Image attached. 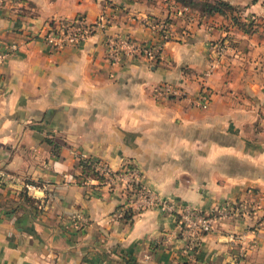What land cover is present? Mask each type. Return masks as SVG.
Returning a JSON list of instances; mask_svg holds the SVG:
<instances>
[{"label":"crops","instance_id":"crops-1","mask_svg":"<svg viewBox=\"0 0 264 264\" xmlns=\"http://www.w3.org/2000/svg\"><path fill=\"white\" fill-rule=\"evenodd\" d=\"M13 1L0 13V45L18 46L0 66V174L15 177L0 181V264H264V28L245 34L222 15L182 13L175 0ZM227 1L264 26L262 1ZM78 14L110 22L77 47L36 37L46 20ZM165 18L171 35L156 60L105 59L106 35L153 44L158 32L146 22ZM161 83L189 97H158ZM202 89L204 109L190 100ZM79 154L113 170L131 161L177 205L210 213L240 201L250 214L189 246L179 213L152 207L115 219L130 197L119 183H78ZM24 182L44 190L25 199ZM76 213L87 218L80 229L69 225Z\"/></svg>","mask_w":264,"mask_h":264},{"label":"built area","instance_id":"built-area-1","mask_svg":"<svg viewBox=\"0 0 264 264\" xmlns=\"http://www.w3.org/2000/svg\"><path fill=\"white\" fill-rule=\"evenodd\" d=\"M12 3L17 4L18 1L0 0V13L6 8L7 4ZM109 22L110 17L104 14H100L95 22L90 24L79 14L69 19H50L42 24L36 33V37L55 50L69 46L77 47L84 44L94 32L104 30ZM146 23L148 27L158 32V38L153 44L141 43L126 35H106L104 40L105 59L111 65H121L136 58H145L148 61L156 60L163 43L171 35V23L167 25L163 21L159 22L157 20ZM17 49L16 44L0 45V66ZM211 49L217 55H221L226 47L224 44L215 43L211 45ZM215 66L214 62L211 63L205 72V76H209ZM154 92L158 97L164 99L189 97L185 91L169 83L157 85ZM190 100L195 107L207 108L210 101V92L207 89H202L198 95L190 98ZM96 169L105 176L103 185L111 189L119 183L124 193L130 197L128 207L116 209L113 214L115 219L125 221L124 215L128 208L133 213L152 207L168 214L179 213L177 229L182 240L189 246H195L203 235L213 232L221 221L226 219L231 221L240 220L250 214L249 205L240 201H222L210 213L201 212L188 205H177L174 201L156 194L143 183L137 166L129 160H124L118 170L111 169L107 162L101 160L96 164ZM0 179V181L14 180L15 177L0 174ZM78 183L89 188L91 185H97L98 180L89 176L81 179ZM23 186L29 194L44 190V186L38 183L24 182ZM86 223L87 218L81 213H76L69 219V225L74 229H80Z\"/></svg>","mask_w":264,"mask_h":264},{"label":"trees","instance_id":"trees-1","mask_svg":"<svg viewBox=\"0 0 264 264\" xmlns=\"http://www.w3.org/2000/svg\"><path fill=\"white\" fill-rule=\"evenodd\" d=\"M258 0H253V2H257ZM180 4V8L182 9V13L184 9H188L189 12L193 13L194 11H198L200 17L203 15L212 16L215 14L222 15L224 18L228 19L229 23L241 30L245 34H249L253 31V22L246 21L245 19H241V8L237 5L231 4L227 0H175ZM236 12L238 14H236ZM157 21H163L165 24L169 25L171 23L170 19H156ZM226 27V26H225ZM101 160L91 157V156H83L79 154L77 156V166L80 168L81 172L76 177L78 179H84L89 176H92L98 180V184L96 186L100 187L104 184L105 176L99 173L96 169V164ZM1 180V179H0ZM79 180V181H80ZM22 196L25 199H28V194L24 188L21 187ZM29 200V199H28ZM34 200V199H33ZM133 211L129 208L125 211L124 219L126 222L132 221Z\"/></svg>","mask_w":264,"mask_h":264},{"label":"rangeland","instance_id":"rangeland-1","mask_svg":"<svg viewBox=\"0 0 264 264\" xmlns=\"http://www.w3.org/2000/svg\"><path fill=\"white\" fill-rule=\"evenodd\" d=\"M260 1H262V3H263V6H264V0H260ZM242 10V9H241ZM236 14H238L237 12H236ZM240 15H241V19L243 18V12L241 11V13H240ZM248 17H250L251 19L250 20H246V21H251L252 20V22H253V31L252 32H255L256 31V29H259V28H264V26L260 23V22H258L257 20V17H255L254 19L247 13L246 14V16H245V18H248ZM252 32H250V33H252ZM249 33V34H250Z\"/></svg>","mask_w":264,"mask_h":264}]
</instances>
